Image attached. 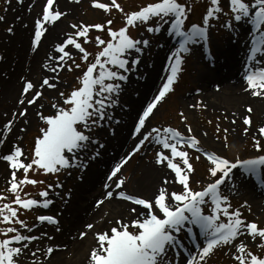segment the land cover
<instances>
[{
	"label": "snow or ice",
	"instance_id": "6c2138e0",
	"mask_svg": "<svg viewBox=\"0 0 264 264\" xmlns=\"http://www.w3.org/2000/svg\"><path fill=\"white\" fill-rule=\"evenodd\" d=\"M4 2L11 5V0ZM79 2L75 0V3ZM91 2L94 8L110 16L113 11L119 13L121 24L116 25L112 18L93 24L71 23L72 31L54 44V53L46 54L42 67L51 75L38 77L36 81L25 78L16 110L10 117L7 112L3 113L6 122L0 126V146L8 141L10 134L14 135L13 129L18 122L22 121L24 125L19 131H27L30 106L37 105L45 89L58 88L62 83L61 72L79 70L71 90L59 91L58 99L53 98L51 108L54 111L44 114L41 111L44 104H39L36 116L43 126L34 138L30 154L20 143L22 136H16L8 153L0 154V161L6 162L10 170L7 193L12 197L0 195V264H25L24 258L29 256L31 264H44L40 257L50 259L60 247L51 243L54 241L52 235L41 231L37 224L30 225L21 215L36 207L49 209L54 204L49 198V190L63 185L59 179L55 185L47 184L39 192L43 198L39 200L24 192V187L44 185V179L34 178L38 174L71 175L72 170L82 173L91 160L101 155L100 150L105 144L101 143L100 132L106 121L113 120L111 110L120 105V96L130 82V74L142 63L143 53L152 44L151 38H145L141 30L153 34L157 40L167 33L178 38V46L167 57V75L157 93L137 113L132 132L136 142L110 168L106 177L108 182L103 185L106 190L103 198L95 202L100 207L105 201L117 198L132 206L127 215L108 220L106 229L94 231L96 246L90 249L88 264H181L176 259L181 250L188 253L183 264H207L216 251L225 249L224 254L230 256L234 264H264V253L258 254L250 247L255 244L256 248L264 250V226L244 217L243 209L251 212L247 201L234 208L229 195L222 191V186L232 181L241 170L256 176L264 186L261 173L264 168V154H261L264 153V125L258 128V135L252 137L255 156L228 158L202 148L201 141L192 134L191 125L186 124L188 135H185L176 127H153L150 123L158 105L174 91V84L184 71L186 54L193 51L192 46L210 43L212 21L221 15L229 18L231 23L226 26L238 37L242 35L238 28L250 26L247 34L251 36V55L247 60L253 63L245 67L244 90L253 97L264 98V55L257 56L264 53V0H209L199 23L190 22L194 9L187 0H150L131 9H126L118 0ZM17 3L23 5L24 0H17ZM67 15L68 12L59 9L58 0H44L33 21L30 40L33 52L38 50L50 27H55ZM5 20L6 17L0 15V22ZM6 31L13 33L14 28L8 27ZM92 31L97 34L91 35ZM88 44H94V49L89 50ZM246 112L242 118L245 135L253 123L251 105ZM180 116L187 121L183 112ZM235 122L234 118L232 123ZM228 131L224 129L225 133ZM216 138L220 139L219 136ZM227 140L225 135V147ZM148 146L156 148L154 164L167 172L151 196L129 193L126 190L128 178L123 176L122 169ZM188 149L199 153L194 157L196 161L201 159L200 154L206 158V181L193 180L196 169ZM113 185L119 191H114ZM173 185L179 188L170 190ZM54 194L60 195L59 192ZM68 195H71L70 191ZM4 200L8 202L3 203ZM36 220L39 225L53 226L57 233L61 231L55 215L40 214ZM95 227L91 222L85 224L86 230L79 232V238L84 239ZM45 240L50 242L48 246H37L43 245ZM185 240H190L193 248H187Z\"/></svg>",
	"mask_w": 264,
	"mask_h": 264
},
{
	"label": "rangeland",
	"instance_id": "374dc122",
	"mask_svg": "<svg viewBox=\"0 0 264 264\" xmlns=\"http://www.w3.org/2000/svg\"><path fill=\"white\" fill-rule=\"evenodd\" d=\"M37 1L38 3V9H37V14L41 11V6L44 3V0H34ZM99 2H106V0H99ZM119 3H121L126 9H131L136 6L145 4L147 2H150V0H118ZM188 4H190L194 11L190 14V21L193 23H199L201 21L202 15L206 11V7L209 6V0H187ZM75 10L73 11L72 14H70V17L65 19L64 23V28L62 29V32H60V35L56 37L54 41H52L48 47V51L45 53L44 58H42V63L45 62L46 60V54L48 52H53L54 53V44L57 42H60L62 39H64L65 33L71 32L72 29L70 28L71 23H80L83 22L85 24H93V23H101L105 21L106 19L112 18L114 19V23L116 25L121 24V16L119 13L113 11V14L110 16L109 14L105 13L103 10L94 8L92 6L91 0H80V2L77 4L75 3ZM18 7V8H16ZM21 7V8H20ZM19 8L22 9V11L27 14L29 13V6L27 4H18L17 0H11V5L5 4L4 0H0V15H3L6 17V20L3 22H0V47L2 48V45L9 47L10 45V40L12 39L13 33H9L6 31L8 27H13L14 31L15 29L20 26L21 29H25L28 32L27 40H26V45H30V40L32 37V27H33V21L35 18H32L29 22H25L21 14H19ZM7 9V11H5ZM225 11H227V8H225ZM19 17V19H17ZM37 17V16H36ZM231 21L226 15H221L218 20L214 19L212 21L211 25V41L209 44H201L192 46L193 51L189 54H186V62L183 65L184 71L182 72L180 78L178 81L174 84V91L168 95V97L165 99L164 102H162L160 105H158V110L155 111V115L151 118L150 123L151 126L153 127H167V126H172L176 127L178 130L182 131L185 135H188L187 129H186V124L191 125L193 129L194 135L197 136V138L201 141V147L205 148L209 151H216L218 154H222L228 158H234V157H241V158H251L255 156L257 153L255 149L253 148V140L252 137L255 135H258V128L262 125H264V111L258 116L257 110L261 111L260 106H252L253 108V113L252 115V126L249 128V132L247 135L244 134L243 129L246 127L243 124V116L247 115L246 108L251 105V103H242L240 104V109H228L224 106L218 107V108H213L210 107L207 104L208 102L204 98L205 96V91H203L200 87V83L197 81V76L199 74V70L201 68L203 69H208L213 71L215 75L220 74L219 73V68L223 67L228 60H224L223 56L220 54L217 55L216 49L222 50H228L230 46H235V49L239 47L240 41L239 37L237 36L236 32L232 31L231 28L227 27V24H230ZM27 25V27H25ZM250 26L245 25L244 27L238 28V31L242 33L243 30V36L244 32L249 31ZM31 32V37L29 40V36ZM97 33L95 31H92L91 35L95 36ZM141 34L145 38H151L152 44L150 48H147L145 52L143 53L141 59L142 63L135 69L133 73L130 74V80H133L132 75H134V78H142L145 77L146 75L151 72L154 67H156V64L152 63V60L154 58L153 53H155L156 49L160 46V40L162 37L166 38L168 40V34L165 37L166 33L159 38L158 40L153 37V34H149L143 30H141ZM156 37H160V34H156ZM247 38L248 43L251 44V36L246 34L245 39ZM171 43V42H170ZM175 44V42H172L169 46L170 49L173 50L172 46ZM242 50V52H239V56L241 58H238L240 62V66L242 67L243 64L245 63V60H247L248 55H251L250 48L247 46ZM15 49H19L20 44H15L14 45ZM86 47L89 50L94 49L95 45L94 44H88ZM227 48V49H226ZM166 49V54L163 57V59L160 60L158 63L159 65V78L157 82L155 83L153 89L151 90V93L149 96L139 104L135 114L132 117H128V114H124L122 116H127L125 118L127 121H129V126L127 130L129 131V128L131 129V126L133 122L136 121V115L137 113L142 109V106H145L149 100L151 99L154 91L158 87V85L161 83L163 79L167 75V67L169 64V60L167 57L171 54V50ZM247 49V50H246ZM4 51L3 49H0V65L4 62ZM12 59H17L16 54H12ZM264 55V53L257 54V56ZM211 58V59H210ZM226 58V57H225ZM220 59V60H218ZM243 62V63H242ZM249 61L247 60V63ZM41 63V68H42V73L38 75V77H42L44 75H51L48 73L45 69H43ZM250 63H253L250 61ZM150 64L149 67H147ZM13 63L10 66H12ZM3 66V64H2ZM144 67V68H143ZM147 68V70H146ZM240 68V67H239ZM7 69V68H6ZM6 69L0 70V76L2 79H5L6 81L9 78V73H14L15 70L13 71L12 69L6 72ZM12 73V74H13ZM79 74V70L75 72H61L60 73V80L62 83L58 85V88L56 90H51V89H45L44 90V96L41 100L38 101V104L36 105L37 108L39 107V104H44V108L41 109V111L44 114H49L50 112L54 111L51 108V103L53 102V98H57V93L59 91H65L68 92L71 90V86L75 83L74 77ZM17 80V87L18 90H22L24 80L25 78L27 79H32L30 76L27 75H20L18 76ZM148 78H145V82L142 85L141 89H134L132 91V94L136 97L137 94L139 96V93L141 94V91L144 89L145 83H147ZM33 80V79H32ZM34 81V80H33ZM216 86H213L212 84L209 85V92H215L216 94H219L221 91L215 90ZM126 90V87H124ZM220 88V87H217ZM124 90V91H125ZM1 91V88H0ZM124 91L121 93V95L124 93ZM127 91V90H126ZM256 98V97H254ZM3 98H0V104ZM257 100L264 101V98L258 97ZM5 101V100H4ZM3 103V102H2ZM12 102L9 104V100L5 101V105H8L10 108V113L12 112ZM248 104V105H247ZM193 105H199L197 107H193ZM14 106H18V100L16 101V104ZM132 105H126V102H123V105H121V110L122 108H131ZM7 108V107H6ZM15 108V109H16ZM8 109V108H7ZM14 109V110H15ZM257 109V110H256ZM232 110V111H231ZM7 112L6 109L3 110V107L0 105V126H2L3 122H6V119L3 116V113ZM120 110H115V113L113 114V120L112 121H106L105 122V128L100 132V135H103L106 139L107 136L111 135L113 133V128H114V120H120ZM183 112L184 115L188 118L187 121L182 120L180 113ZM235 114V117L233 116ZM33 122L29 124L27 127V131L25 132H20L19 136H22L23 139L20 141L22 147L26 150L27 153L30 154L31 149L34 145V138L39 135V128L43 126V122L39 120V118L36 116V109H34V114H33ZM235 118L236 122L235 124L232 123V120ZM256 118L259 120L257 121ZM211 121V123H209ZM126 122V121H125ZM219 125L220 131L217 132V126ZM227 128L229 131L227 133L224 132V129ZM18 131V130H17ZM204 133H207L205 136ZM227 135L228 140H227V147H225V141H224V136ZM219 136L220 139L218 140L216 137ZM16 140V139H15ZM15 140H10L7 144V146H0V154H6L11 150L12 143L15 142ZM158 147V146H157ZM192 156L193 160L192 163L194 164V167L196 169V175L193 176V180L200 179V180H207V172L206 169L208 167V162L207 160L201 155V159L199 161H196L194 157L198 155L199 153H196L194 150L188 149ZM155 151L156 148L153 146H148L147 148H144L141 150L139 154L134 156L132 160L122 169V174L123 176L127 177L128 179L126 180V190L129 193L136 194L138 192L130 190L129 186H132L131 184L127 183L136 173L137 168L140 166H149V165H155L154 164V156H155ZM126 152V151H125ZM123 154V153H122ZM121 154V155H122ZM264 154V153H261ZM1 163H5L3 161H0ZM156 166V165H155ZM158 167V166H157ZM159 168V167H158ZM85 169L82 173L79 170H72L71 175H67V173H60L58 175H52L49 174L47 176L43 174H38L34 178L38 179H44L45 184L44 185H27L24 187V192H27L30 194L31 198L35 199H43L39 196V192L43 190L47 184L51 183L55 185L57 182V179H59V182L63 185L62 188H55L53 190V194L50 193L49 198L54 200V204L49 207V209H45L42 213L43 214H52L55 215L59 221H60V213L61 210L60 208L64 205L65 200L69 197L68 192H72V186L73 183L80 182L82 180L80 177L84 174L86 170ZM167 171V170H166ZM107 172V170H104V174ZM10 178V176H9ZM8 177L7 178H2L0 183V195H5L8 196L9 199H11V195L7 193V188H8ZM162 178V177H161ZM158 181V184L160 183V180ZM230 183H226V185L222 186V191L229 195L230 202L233 205V207H237L240 204H242L244 201H247L248 204L251 207V212L247 210V208L243 209V215L244 217L247 218L249 221H255L258 223V226H264V192L262 190L258 192H262L263 195L260 197L256 196L257 203L249 199L244 193H239L236 191V189L240 187H245L246 183L242 181V179L237 182V185L234 187L229 185ZM240 186V187H239ZM196 187H199L197 185ZM178 185H173L170 190H176L178 189ZM245 189H247L245 187ZM49 190V191H50ZM59 192L60 195L57 196L54 193ZM153 192H151L148 196H151ZM23 192L21 195L23 196ZM140 194V193H138ZM143 195V194H142ZM101 196V195H100ZM147 196V195H144ZM98 197H94L91 202V207L94 206V202ZM3 203H7L8 200L2 201ZM93 203V204H92ZM129 207V206H128ZM41 207H36L33 210L27 211L26 213L21 215L22 219H25L27 223L31 224H37L38 221L36 220V216L38 214V211L40 210ZM128 209V208H127ZM207 213V211H206ZM63 217H65L63 215ZM65 218L68 219L66 216ZM115 218V217H114ZM226 219V218H225ZM88 222H85L87 224ZM84 224V225H85ZM2 226V225H0ZM42 228H40L41 231H47L50 235L54 237V241L51 242L53 244H57L56 242V236H58L61 231H62V226L60 232H55L54 227L51 225H47L46 223L44 225H41ZM82 231V229H74L71 231L69 234H64L63 230V239L68 240L69 238L71 243L74 242V236L75 238H78L79 240V232ZM97 231L93 230L92 232ZM37 235L40 233L37 232ZM62 234V233H61ZM50 242L47 240L44 241L43 245H37V246H48ZM68 244V246H67ZM67 244L60 247L54 252V254H61L64 256L67 260L72 259L73 253L71 252V246L69 245L70 243L67 242ZM250 247L253 249V251L257 252L258 254L264 253V250L258 249L255 247V244H250ZM227 251V249L223 251H216L215 255H213L210 259H208L207 264H234L232 261L231 257L228 255H225L224 253ZM41 261L44 262V264L47 263V258L41 256L40 257ZM44 259V260H43ZM25 264H31V257H25L24 258ZM68 264H74V262H70Z\"/></svg>",
	"mask_w": 264,
	"mask_h": 264
},
{
	"label": "bare ground",
	"instance_id": "6f19581e",
	"mask_svg": "<svg viewBox=\"0 0 264 264\" xmlns=\"http://www.w3.org/2000/svg\"><path fill=\"white\" fill-rule=\"evenodd\" d=\"M74 1L75 0H58L59 9L68 12V15L62 18L61 22H59L55 27H50L49 32L46 33L45 38L42 39V43L36 52H33L31 50L30 45H26L28 32L26 28L21 29L20 26L15 29V33L10 40L9 47H6L4 45H2V48L0 47V49H3L4 51L3 54L5 58L4 62L2 63L3 66L2 64L0 65V70H5L6 68V72L11 69L15 70L14 73L12 72L13 74H8L9 78L7 81L5 79H2L0 76V98H3L0 105L1 107H3V110L6 109L7 113L10 111V108L8 107V105H5V101L9 100V104L12 102L11 109L12 111H15L16 106H14V104H16V101L20 97L21 91L18 90L17 87V80L19 78L18 76L27 75L30 76V78H32L34 81L37 80L38 75L42 73V58H44L45 53L48 51L50 43L60 35V32H62L65 19L70 17V14H72L75 10L76 6L74 4ZM24 3L28 6L31 5V11L25 14L22 9H20V7L19 14H21L25 22H29L32 18H36L37 16L38 3L34 0H24ZM29 34L30 40L31 32ZM241 34L242 35L239 36L240 43H238V49H235V46H230L228 50H224V48L222 50L216 49L217 55L220 54L221 56H223L224 60H228L226 62L227 64L218 69L220 74L215 75L213 71L201 68L197 76V81L200 83L201 89L205 91L204 98L208 102L207 104H210L208 106L218 108L225 105V107L228 109L237 110L240 109V104L251 103V106L261 107V111H258L256 109V116H258L259 113L261 114L264 111V101L257 100L258 97L254 98L250 94V92L244 90L246 87V83L243 77L245 74V67L247 65V62H245L241 67V61H239L238 59L241 57L238 54L244 49L245 43L247 44L246 47L248 46L249 48H251V44L248 43L249 41H247V38L245 39L247 31L244 32V36L243 30ZM16 43L20 44L19 49H15L14 45ZM170 44L171 43L166 38L162 37L160 40V46L156 49L155 53H153L154 58L152 60V63L156 64V67H154V69L145 77L142 76V78L135 79L134 75H132L133 80H130V82L124 86L126 87L127 91L125 90L124 93L120 96V105L112 110L113 114L115 110L117 111V109L121 111V124H117V122L115 121V123L113 124V133L107 136L106 139L102 137L101 143H104L105 147L103 148V150H100L101 155L95 160H91L89 162V169L86 170L82 175L83 179L80 180V182L73 183L71 195L64 202V205L66 206H62L60 208V225L62 226V234L60 233L58 236H56V242L58 245L61 244V247L64 246V244L66 245L67 242L70 243L69 245L71 246V252L73 253L72 259L67 260L61 254L53 253L50 259H43L44 261H47L46 264H68L70 262H74V264H88L90 249L96 246L94 232L88 231V234L84 239L79 238L78 240V238H75L74 236V242L71 243L70 241L72 240H70L69 238H67L68 240L63 239V230L64 234H69L74 229L78 230L81 228L82 231L86 230L84 228L85 222L94 223L96 226L95 230H103L108 227V220L113 219L114 217L119 218L121 215H127V208L131 207L132 205H129L124 201H118L116 198H113L111 200L105 201V203L100 207H97L95 202L94 206L91 207L90 201H92L94 197H98L97 199L103 198V194L106 190H103V188H101L100 190V185L104 182V179L106 182V177L109 174V168L123 157L125 151L131 148L132 142L135 141L134 137L132 136L133 131L127 130L129 126V121L125 119L127 118V116L122 115L126 113L128 114L129 118L132 117L135 114L139 104H141V102H143L149 96L151 90L153 89L155 83L159 78L158 63L165 56L166 49H170ZM12 54H16V60L12 59ZM12 63L13 65L9 67V65H11ZM149 66L150 64L147 67ZM145 78H148V81L147 83H145L144 89L141 91V94L139 93V96L137 94V96L135 97L134 94H132V91L134 89L140 90L145 82ZM211 84L213 86H216L215 90L221 92L219 94H216L215 92H209V85ZM123 102H126V105H132V107L128 108L126 111H123V108L121 110V105H123ZM34 109L37 110L36 105L30 106L29 108V124L33 122ZM10 116L11 114H9V117ZM256 120L258 121L259 118H256ZM29 124L26 127H28ZM20 127H24L22 121L18 122L17 125L14 126V135L10 134L8 141H6L3 146L6 147L10 140H15L16 136L20 135ZM104 170H107L105 174ZM166 172V170L158 168L155 165L140 166L137 168L135 175L127 183L132 185L129 186L130 190L148 196L151 192L156 190L157 186L159 185V179L163 175H165ZM9 176L10 170L7 168V165L0 162V183H2V178H9ZM236 178L237 177L235 176L232 181H235ZM238 178L243 179V177L240 175L238 176ZM113 190L115 191L114 185ZM254 190L255 189H253L252 187H248V189L239 188L238 192H245L248 195L249 199L253 201V203H257ZM105 213H107V215H105ZM38 215H40V213H38ZM63 215L65 217L67 216L68 219L63 217ZM37 226L41 227L39 224ZM184 242L188 246L187 248H193L191 241L188 242V240H185ZM193 254L195 253L193 252ZM186 257H182L181 264H183V261Z\"/></svg>",
	"mask_w": 264,
	"mask_h": 264
}]
</instances>
